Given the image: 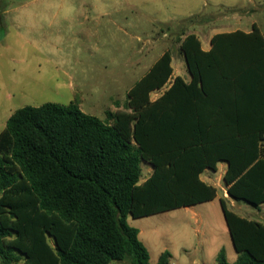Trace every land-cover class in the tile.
I'll list each match as a JSON object with an SVG mask.
<instances>
[{
    "label": "trees",
    "instance_id": "trees-1",
    "mask_svg": "<svg viewBox=\"0 0 264 264\" xmlns=\"http://www.w3.org/2000/svg\"><path fill=\"white\" fill-rule=\"evenodd\" d=\"M211 45L183 34L190 82L177 77L151 101L173 72L166 51L128 92L130 111L105 121L77 102L16 110L0 132V264H152L129 218L214 200L200 176L218 160L229 164L231 199L264 204V35L254 25L215 34ZM203 105L223 121L222 143L214 125L202 136ZM142 162L153 166L143 182ZM220 204L233 264H264V224ZM217 263L230 264L225 249Z\"/></svg>",
    "mask_w": 264,
    "mask_h": 264
},
{
    "label": "rangeland",
    "instance_id": "rangeland-1",
    "mask_svg": "<svg viewBox=\"0 0 264 264\" xmlns=\"http://www.w3.org/2000/svg\"><path fill=\"white\" fill-rule=\"evenodd\" d=\"M254 25L264 34V0H0V132L26 106L77 102L104 121L129 112L128 92L167 50L178 54L183 34ZM143 164L142 181L151 173ZM214 183L223 196L222 179ZM129 223L152 264L165 251L170 264H218L221 249L237 260L219 199Z\"/></svg>",
    "mask_w": 264,
    "mask_h": 264
},
{
    "label": "crops",
    "instance_id": "crops-1",
    "mask_svg": "<svg viewBox=\"0 0 264 264\" xmlns=\"http://www.w3.org/2000/svg\"><path fill=\"white\" fill-rule=\"evenodd\" d=\"M237 30H241V29H238V28L237 29H232V30L227 29V30H221V31L213 32V33H209V32H207V33L194 32L193 34H195L199 38V40L201 42L202 49L204 51H209L211 49V47H212V45H211V39H212V37L215 34L230 33V32H234V31H237ZM241 31H243L245 33H250V32H252V29H250V30H241ZM178 48H179L178 54H175V55H172L171 54V57H172L171 67L173 69V72H172V75H171L168 83L163 88H161L159 90H154L153 92H151V94H150L151 101L157 100L164 93V91L171 85V83L174 81V79L177 78V77H181L182 79H184V81L186 83H189L190 82L191 75H190L189 70H188V67H187V63H186V60H185V56L182 54V52L180 50V45H179ZM167 51H169L171 53L170 50H167ZM182 59L186 63V68L185 69L184 68H181V60ZM202 110L204 111V114H205L204 118L202 119V126L203 127H206L205 128V131L206 132H202V136H203V134L205 136H210V135H213L214 136V133L211 132V130H213V128H210V127H212V125H214V126L217 127V129H216V137H217L216 140H217L218 143H219V141H221V143H222L224 141V127H225L223 121H221L219 119L217 120L216 118L212 117V107H209V106L205 107L203 105L201 107V110H200L201 113H202ZM192 121H193L192 123L195 125L196 118L193 117V120ZM197 135H198L197 132H193V134H192L193 138H195V136H197ZM200 136H201V134H200ZM218 154H220V151L218 152ZM143 163H145L147 165H150V167H151V173H150V175H151L152 172H153V166L151 164L147 163V162H142L141 167H143V165H144ZM228 168H229V164H228L227 161H225V160H218L216 162V168L215 169L205 168L203 170L201 176H200V179L204 183H206V184H208V185H210V186H212V187H214V188L217 189V197L214 200H212V202L215 201L216 199H219V200L222 199V200L225 201L226 205L229 202L234 208H237V210L240 213H242L244 215H247L246 217H243V216H241V215L238 214L239 216H241L243 218H246V219H249V220H254V219H250V217L253 214H252L251 211H249L250 209H249L248 206H246V205H240L239 202H241V201H235V200H233V199H231L229 197V195L227 193L228 185L224 181V175L227 173ZM142 170H143V168H142ZM220 178L222 179L223 185H224L222 187V189H223V196H220L219 187L217 188V185L214 183L215 179H220ZM146 179H144V180H146ZM143 181L141 180V182H143ZM199 205L200 204L194 205V206L185 207V209H187V210H193L194 211V210H196L197 206H199ZM256 210H257V213L255 215L261 221H258V220H255V221H258V222L264 224V217L262 215H260V213H262V211L264 210V204L261 205L260 208H258ZM140 234H141V231H140Z\"/></svg>",
    "mask_w": 264,
    "mask_h": 264
}]
</instances>
